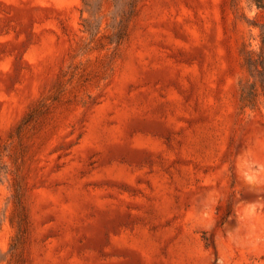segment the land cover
Instances as JSON below:
<instances>
[{
    "label": "rangeland",
    "instance_id": "374dc122",
    "mask_svg": "<svg viewBox=\"0 0 264 264\" xmlns=\"http://www.w3.org/2000/svg\"><path fill=\"white\" fill-rule=\"evenodd\" d=\"M262 37L252 0H0V264H264Z\"/></svg>",
    "mask_w": 264,
    "mask_h": 264
},
{
    "label": "trees",
    "instance_id": "16d2710c",
    "mask_svg": "<svg viewBox=\"0 0 264 264\" xmlns=\"http://www.w3.org/2000/svg\"><path fill=\"white\" fill-rule=\"evenodd\" d=\"M258 8L264 9V0H252ZM262 42L264 45V37H262ZM246 64L250 74L254 76L253 71L259 72L263 76L261 86L264 94V48L260 53L253 49L248 50ZM261 66V69H260ZM254 94V91H251Z\"/></svg>",
    "mask_w": 264,
    "mask_h": 264
}]
</instances>
